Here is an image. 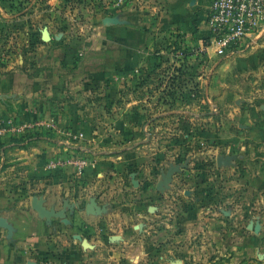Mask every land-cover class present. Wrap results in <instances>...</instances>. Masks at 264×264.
<instances>
[{
	"label": "crops",
	"instance_id": "0c3cea01",
	"mask_svg": "<svg viewBox=\"0 0 264 264\" xmlns=\"http://www.w3.org/2000/svg\"><path fill=\"white\" fill-rule=\"evenodd\" d=\"M77 1L24 0L29 12L19 42L31 34L35 45L29 50L25 41L22 56L0 63V127L7 121L23 125L19 133L0 137V264H213L217 229L227 221L213 214L202 221L188 208L154 219L147 200L134 198L138 190L101 187V179L46 171L44 164L62 155L63 146L86 150L82 140L65 137H88L92 130L76 119L72 96L89 85L117 89L133 76L139 90L154 80L150 72L165 43L189 53L200 71L191 81L198 89L197 116L214 111L230 119L226 133L233 134L232 142L241 133L242 143L235 142L241 150L264 147V34L249 39L244 52L219 58L209 47L206 24L212 0H101L118 4L94 13L86 37L71 39L54 17ZM13 2L0 0V16L13 15ZM142 94L134 96L137 149L151 142L148 124H139ZM218 126L212 120L214 132ZM105 139L95 140V166L87 171L98 178L115 161L100 149ZM250 157L264 164V154Z\"/></svg>",
	"mask_w": 264,
	"mask_h": 264
},
{
	"label": "rangeland",
	"instance_id": "374dc122",
	"mask_svg": "<svg viewBox=\"0 0 264 264\" xmlns=\"http://www.w3.org/2000/svg\"><path fill=\"white\" fill-rule=\"evenodd\" d=\"M14 1L10 5L13 15L0 16V63L22 56L25 41L29 50L35 45L31 34L19 42L29 8L24 0ZM106 4L101 1L92 5L90 0H78L58 8L54 22L71 39L84 38L90 32L93 7ZM161 48L164 52L157 53L158 63L150 72L154 80L139 90L133 76L117 89L108 84L100 89L89 85L72 96L69 106L86 116L79 113L76 119L82 117L92 127L90 135L82 138L86 150L80 152L75 146H63L62 155L49 159L44 169L51 171L47 167L49 163L63 162L62 167L52 171H68L70 176L91 181L101 179V187L133 193L138 190L135 192L138 197L134 195V198L147 200L145 209L156 214L154 219L176 216L179 210L187 208L195 209L202 221L213 214V218L227 221L214 235L213 264H264V164L250 157L253 153L264 154V147L256 146L252 152L241 150L235 144L242 143L241 133L236 132L234 142L233 134L226 133L225 125L230 119L219 117L214 111L197 116L194 108L198 89L191 81L200 71L194 67L189 53L182 54L166 43ZM179 58L183 62L176 64ZM140 92L143 94L138 95L139 107L145 111L139 124H148L146 133L151 142L137 149L134 147V96ZM212 120L219 124L216 132L211 128ZM103 134L107 140L100 149L108 151L106 154L115 161L105 165L106 174L98 178L87 171L95 166L97 152L93 144ZM72 136L66 134V140L75 141ZM136 157L141 162L134 161ZM80 159L88 161L82 172L69 164ZM165 178L169 180L160 186Z\"/></svg>",
	"mask_w": 264,
	"mask_h": 264
},
{
	"label": "built area",
	"instance_id": "2783aa9c",
	"mask_svg": "<svg viewBox=\"0 0 264 264\" xmlns=\"http://www.w3.org/2000/svg\"><path fill=\"white\" fill-rule=\"evenodd\" d=\"M92 5L100 4L101 0H90ZM118 2L106 4L105 7L95 6V13L103 8H115ZM209 47L213 48L219 58L234 53H242L248 48V40L264 31V0H212L207 14ZM80 55V53H79ZM200 58L201 53L197 54ZM204 63L202 60L200 64ZM23 125L7 121L0 127V137L9 132L19 133ZM83 134L73 135L72 140H82ZM63 162H51L49 169H58ZM76 171L82 172L88 166L86 159L69 163ZM69 165V166H70ZM51 170V171H52Z\"/></svg>",
	"mask_w": 264,
	"mask_h": 264
},
{
	"label": "water",
	"instance_id": "95a60500",
	"mask_svg": "<svg viewBox=\"0 0 264 264\" xmlns=\"http://www.w3.org/2000/svg\"><path fill=\"white\" fill-rule=\"evenodd\" d=\"M263 34H264V31L260 32V33L257 35L256 38L258 39V38L262 37ZM168 180H169L168 178H165L161 183H159V185H160V186L165 185V184L167 183ZM33 207H34V209L37 210L38 212L42 213V210H41L40 207H38V206H36V205H33Z\"/></svg>",
	"mask_w": 264,
	"mask_h": 264
},
{
	"label": "trees",
	"instance_id": "16d2710c",
	"mask_svg": "<svg viewBox=\"0 0 264 264\" xmlns=\"http://www.w3.org/2000/svg\"><path fill=\"white\" fill-rule=\"evenodd\" d=\"M182 54H185V53H182Z\"/></svg>",
	"mask_w": 264,
	"mask_h": 264
}]
</instances>
